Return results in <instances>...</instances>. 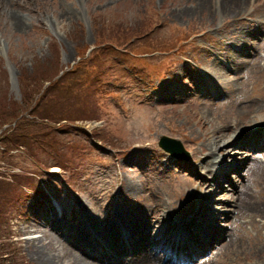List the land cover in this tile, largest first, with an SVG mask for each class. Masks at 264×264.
Returning <instances> with one entry per match:
<instances>
[{
  "label": "rangeland",
  "instance_id": "374dc122",
  "mask_svg": "<svg viewBox=\"0 0 264 264\" xmlns=\"http://www.w3.org/2000/svg\"><path fill=\"white\" fill-rule=\"evenodd\" d=\"M215 1L214 13L208 14L195 10L192 6L199 2L194 0H5L22 18L14 22L0 2V122L9 124L24 116L20 129L16 127L23 135L14 136L16 144L7 142V135L0 137V146L6 147L0 148V179L8 180L0 181V199L15 200V194H21L18 203L8 200L0 224H8L10 243L23 264H40L34 254L40 246H46L51 257L63 247L91 264H107L98 259L107 247L110 260L139 264L141 260L122 250L141 245L139 229L121 217L130 211L139 214L140 205L157 200L149 188L158 191L163 202L174 203L176 210L195 211L199 194H192L197 183L190 171L203 160L215 162L211 170L216 175L219 165L231 167L237 189L226 186L232 206H215L232 214L228 221H220L224 217L212 221L228 229L225 237L217 234L223 245L213 252L218 255L214 263L264 264V211H251L264 205V168L256 175L249 171L248 161L241 167L244 160L223 159L228 151L220 149L214 156L205 155L206 144L214 147L213 140L226 127L236 133L234 138L244 139L257 108L264 112V32L251 41L259 56L255 68L247 61L249 65L238 69L225 59L226 52L234 50L229 42L236 28H250L254 8L262 0H244L240 8ZM183 9L191 13L183 14ZM216 48L220 54L214 59L209 50ZM213 63L223 66L222 71L236 69L231 70V80L237 81V89L223 88L208 73L200 75L198 68ZM134 71L150 87L141 81L139 89ZM211 85L216 92L208 97L194 89ZM179 98L184 100L176 102ZM238 110L246 113L243 124ZM47 112H62L77 122L71 121L66 132L58 126L52 130L51 122L63 116L40 120V114ZM83 115L91 120L80 122ZM160 135L180 140L186 153L173 152V157L162 150ZM259 144L254 157L251 147L234 155L251 156L250 163L264 161ZM226 148L232 151L236 146ZM61 155L66 157L63 164L73 160L72 169L58 163ZM13 172L17 174L10 179L4 177ZM240 202L249 205L245 212ZM95 222L111 224L117 233L119 227L130 244L120 241L113 247L98 234ZM188 241H183L182 262H195L210 248ZM232 243L237 247L226 248ZM180 257L178 250L173 257L166 255L165 262ZM13 262L17 261L6 260Z\"/></svg>",
  "mask_w": 264,
  "mask_h": 264
},
{
  "label": "bare ground",
  "instance_id": "6f19581e",
  "mask_svg": "<svg viewBox=\"0 0 264 264\" xmlns=\"http://www.w3.org/2000/svg\"><path fill=\"white\" fill-rule=\"evenodd\" d=\"M198 1L199 3H195L196 6H192L195 8V10L205 11L208 14L214 13V5H217V1L215 0H194ZM255 2V0H250ZM2 2L3 9H6L8 11L7 16L9 18V21H15V20H21V16L19 13L16 12L13 6L6 5L5 0H0ZM226 4L234 5L237 8L242 7L244 4V0H224ZM212 4V5H210ZM13 5V4H11ZM248 6V5H247ZM212 11H208L212 9ZM247 8V7H246ZM193 9V8H192ZM236 10V9H235ZM221 11L225 14L228 12L227 8L222 7ZM183 14H189L191 13V10L189 9H183ZM19 14V15H18ZM253 14V21L254 25L251 23L250 28L245 27L244 25L241 26V28L234 29L233 32L236 30L235 35L232 36L230 39V45H235L234 50H228L226 52V58L230 62H232L238 69L242 66L249 65L246 63L247 61H250V64L253 68L256 67L257 61L259 60V56L257 53L254 54L255 48L252 46V39L260 35L262 32H264V0H262L255 8ZM226 15V14H225ZM179 16V15H178ZM229 17V15H226ZM236 20V19H235ZM254 26V27H253ZM229 47V46H228ZM226 47V49H228ZM222 48V47H221ZM223 49V48H222ZM236 49V50H235ZM210 54L215 56L214 59L218 57L220 54L218 52V48H216L214 51L212 49L209 50ZM222 53V51H221ZM253 57L250 60H244L239 61V57L248 58ZM221 67V68H220ZM223 66H218L216 63H213L212 65H207L203 68L204 74L207 73L211 76H214L215 78L219 79V83L223 88H230L231 86L234 87V89H237V81H232L234 74L232 71L233 68H225L222 71ZM232 70V71H231ZM230 75V76H228ZM220 77V78H219ZM242 89V88H241ZM235 95L239 96L241 93H235ZM170 99H173L174 97H169ZM184 99L179 98L176 102H182ZM230 106V105H229ZM228 106V108H229ZM208 108V107H206ZM258 112L255 115V118H253L250 121L253 123L252 127L250 129H247L244 131V139H241L239 137L234 138L236 133L230 132V128L226 127V131H221L219 133V139L215 138L213 140V143L215 146L212 147V145L209 143L206 144L207 158L216 155L217 150L228 151L227 154L223 156V159H226L228 161H237L239 159L244 160L242 164L240 163L239 166L243 167L244 164L248 161V169L250 172H253L256 175H260L262 169L264 168V161H256L255 163H250L249 160L252 159L251 156L248 158H244V155H234L236 153H241L240 150L251 147V151L254 152L253 157L258 153L256 149L257 141H259V148H264V126L260 122H263L264 120V112L262 111V107L257 108ZM238 119L243 124L244 121V115L246 113H242L241 111L237 112ZM239 123V122H237ZM240 124V123H239ZM240 126V125H239ZM236 131V130H235ZM230 132V133H229ZM240 135V134H239ZM207 140V139H206ZM250 140V142H249ZM208 141V140H207ZM204 145V144H203ZM228 146H236L235 150L229 151L230 149H227ZM241 147V149H240ZM239 148V150L237 149ZM227 149V150H226ZM237 151V152H236ZM235 152V153H234ZM264 153V150H262ZM250 155V154H248ZM204 161V160H203ZM202 161V162H203ZM200 163L201 165L199 167H194L193 171L191 172V178L195 179V182L197 183V188L195 189V193L192 194H199L198 197V207L195 211H191V208L186 209L180 207L178 210H176L173 206L174 203L170 201L163 202L162 197L160 196V193L156 191L154 188H149V195L156 196L157 200L155 202L150 203L148 201L147 203H144V205L139 206V214L134 213L133 211H130V214L126 213L123 214L121 219H125L124 217H128L126 219L133 222V224L139 229V236L141 237L139 243L141 245H135L134 249L131 251L124 248L122 249L124 251V254H132L135 258L141 260L139 264H169L165 261V256L170 255L171 257L174 256L172 253L171 246L169 245L171 240H178L179 242L186 239L187 236L189 238H193L197 240L200 239V243L204 244L205 246H208L207 252L205 253L206 256H208V259L205 261L204 264H215L214 261L218 260V255H212L214 250L221 249L223 242L221 243V239L217 237V234L226 236V232L228 231L227 226L219 227V225H215L212 221H216V218L224 217L223 220H220L222 222L230 220L232 211L231 210H225V213H221L220 209L215 210V206L218 204H225L223 207L229 208L233 204V200L230 199L228 188L233 191H237L235 182L231 180L230 178V171L232 170L231 167L224 164L222 166L219 165L217 168V175L216 173L213 174L214 170H211L212 164L215 163L212 160H209L206 163ZM196 168V169H195ZM207 172V173H206ZM216 172V170H215ZM223 176V177H222ZM133 183V182H131ZM134 184L130 185V188L132 189ZM219 198V199H218ZM215 203V204H212ZM262 204V203H261ZM240 210L242 212H245L247 208L249 207L246 203H239ZM259 205V204H258ZM257 206L258 210H251L252 212L257 211H264V205L263 206ZM261 209V210H260ZM239 211L238 207L235 206L234 213H237ZM150 213L149 215H147ZM188 215H184L187 214ZM216 214V215H215ZM147 216V217H146ZM173 216H177L181 218L180 220H175ZM125 223V220L123 221ZM125 225V224H124ZM128 229L131 231L132 223L128 222ZM243 225V224H242ZM56 225H53L52 227L54 230ZM94 228L98 230V234L105 238L113 247H116L117 244H119L120 241L123 242L124 246L126 245V241L122 236L121 230L118 227L119 233L116 232V227H112L111 224H104L102 225L100 223L96 224L94 223ZM115 228V229H114ZM59 235H62V232H58ZM48 238L53 239V241H59L57 238H52L51 235H46ZM211 240H216L217 242L215 244H211ZM237 247V243H232L230 246H227L226 248L234 249ZM142 249V250H141ZM121 249L119 251H122ZM35 255H37L38 259L40 260V264H69L65 263L67 260H70L72 264H91L87 262L85 259L81 258L77 254H73L70 251H66L63 247L60 253L56 254L54 257H51L48 253V248L46 246H40L39 249L34 251ZM159 253H163L164 257H160ZM121 252V255H124ZM107 255H111V253L107 250V247L104 249V252H102V255L99 256L100 261H105L107 264H118L117 260L113 257V259H109ZM89 256H95L93 253ZM128 264H131L129 260ZM174 261H172L173 264ZM123 263V262H122Z\"/></svg>",
  "mask_w": 264,
  "mask_h": 264
},
{
  "label": "trees",
  "instance_id": "16d2710c",
  "mask_svg": "<svg viewBox=\"0 0 264 264\" xmlns=\"http://www.w3.org/2000/svg\"><path fill=\"white\" fill-rule=\"evenodd\" d=\"M115 64H118L117 61H115ZM119 65V64H118ZM120 66V65H119ZM61 83V80L57 81V84ZM40 120H45V118H49V117H59V116H63L53 122L52 125H54V127H50L52 130H54L55 127H59V128H63L65 131L70 127L68 124H71L72 122L76 121L77 119L75 118H71L68 115H64L62 114V112L60 113H56V112H47L46 114H40ZM77 117V116H76ZM24 119V116L16 119L15 121H13L12 123L7 124L6 122H0V137L7 135L9 137V140L7 142L12 143V144H16V140L14 139L15 137H21L23 135L19 134L16 130L19 128L22 124V121ZM79 121H88L91 119H88L86 116L83 115L80 116L78 118ZM51 121V119H50ZM72 121V122H71ZM93 121H97V120H93ZM77 122V121H76ZM8 126V128H4L5 126ZM51 125V124H50ZM74 125V124H72ZM17 127V129H16ZM4 128V129H3ZM67 128V129H66ZM20 132V131H19ZM93 134V133H92ZM67 136V135H64ZM66 138V137H65ZM77 144L73 145V147H76ZM0 148H3L6 150V147L4 145H1ZM62 159L58 158V163L61 164L62 167H66V168H73L74 163L73 160L69 159V162L64 163L63 164V160L66 158L63 155H61ZM77 168V166H76ZM17 174L16 172L10 173L8 176H4L6 179H10L13 175ZM0 181H8V180H1ZM17 196H15V200L14 198L11 196L9 198H5L4 201L2 199H0V219H2L3 221H5L6 218V214L4 213L5 210H7L8 208V200H11V202H17V199L21 196L20 193H16L15 194ZM18 203V202H17ZM8 229L9 226L7 223H1L0 224V264H7L6 260L7 259H14L17 262H13V263H9V264H23L24 260L22 259L20 253L13 248L12 244L10 243V236L8 234Z\"/></svg>",
  "mask_w": 264,
  "mask_h": 264
},
{
  "label": "water",
  "instance_id": "95a60500",
  "mask_svg": "<svg viewBox=\"0 0 264 264\" xmlns=\"http://www.w3.org/2000/svg\"><path fill=\"white\" fill-rule=\"evenodd\" d=\"M159 145L163 147L166 151L171 150V152H178V150L180 151V149H182L181 143L179 141L169 137H162Z\"/></svg>",
  "mask_w": 264,
  "mask_h": 264
}]
</instances>
